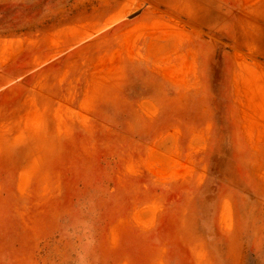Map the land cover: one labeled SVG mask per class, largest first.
Returning a JSON list of instances; mask_svg holds the SVG:
<instances>
[{"label":"rangeland","instance_id":"1","mask_svg":"<svg viewBox=\"0 0 264 264\" xmlns=\"http://www.w3.org/2000/svg\"><path fill=\"white\" fill-rule=\"evenodd\" d=\"M0 42V264H264V0H0Z\"/></svg>","mask_w":264,"mask_h":264},{"label":"crops","instance_id":"2","mask_svg":"<svg viewBox=\"0 0 264 264\" xmlns=\"http://www.w3.org/2000/svg\"><path fill=\"white\" fill-rule=\"evenodd\" d=\"M103 15L104 18H107V16L110 15V8H106L103 10ZM7 42L12 48L15 45H19L18 49V54L15 59L13 60H8L6 62V65L3 66L5 70V76L6 79H4L1 82H4L5 80H11L15 76H18L22 74L24 77L26 75H29L28 73L30 72V66H31V54L30 52L32 50H38V51H54L56 48L51 46V43L48 45H42V46H30V44L27 43V35L26 33H21V34H15V36H8ZM19 40V41H16ZM20 42V43H19ZM0 44H3V42H0ZM21 45V46H20Z\"/></svg>","mask_w":264,"mask_h":264}]
</instances>
